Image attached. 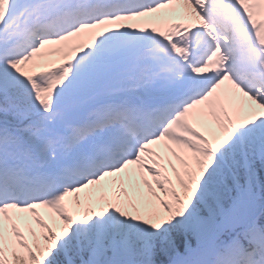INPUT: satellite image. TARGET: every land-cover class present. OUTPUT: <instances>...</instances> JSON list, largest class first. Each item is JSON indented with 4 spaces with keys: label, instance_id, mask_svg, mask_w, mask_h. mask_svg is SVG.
<instances>
[{
    "label": "snow or ice",
    "instance_id": "snow-or-ice-1",
    "mask_svg": "<svg viewBox=\"0 0 264 264\" xmlns=\"http://www.w3.org/2000/svg\"><path fill=\"white\" fill-rule=\"evenodd\" d=\"M0 264H264V0H0Z\"/></svg>",
    "mask_w": 264,
    "mask_h": 264
}]
</instances>
